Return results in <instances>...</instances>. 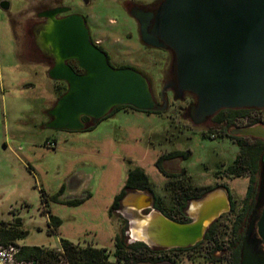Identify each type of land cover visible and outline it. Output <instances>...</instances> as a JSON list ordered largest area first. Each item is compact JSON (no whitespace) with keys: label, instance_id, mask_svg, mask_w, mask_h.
<instances>
[{"label":"rangeland","instance_id":"obj_1","mask_svg":"<svg viewBox=\"0 0 264 264\" xmlns=\"http://www.w3.org/2000/svg\"><path fill=\"white\" fill-rule=\"evenodd\" d=\"M10 1L8 10L0 7V231L18 236L8 243L59 249L61 237H66L82 246L106 247L115 260L116 234L126 225L127 241L138 240L131 235V208L147 202H139L144 193L131 191L122 199L121 208L110 214L114 198L126 182L130 160L132 168L140 166L147 172L167 209L182 185L212 186L210 196H224L222 184H227L234 212L240 210L248 178L225 173L240 150L234 138L224 135L231 127L217 117L195 119L197 96L181 93L170 84L174 54L144 45L138 22L129 12L134 4L162 0ZM59 2L86 15L94 39L109 50L113 66L140 65L134 68L149 79L158 104L166 103L158 110L161 113L122 106L91 130L47 125L49 110L67 81L50 76L51 65L43 60L36 31H32L43 20L38 13ZM25 28L30 31L25 33ZM86 124L95 122L91 119ZM176 149H191V155L165 160L166 169L177 174L168 177L157 168L156 160ZM63 185L60 199L89 197L80 205L42 200V187L53 196ZM189 202L192 210L186 206V211L193 216L203 211V202ZM47 209L63 220L58 232L49 233ZM157 211L140 210L143 215ZM228 216L221 220L232 219ZM136 217L140 218L138 213ZM179 264H200V260L183 258Z\"/></svg>","mask_w":264,"mask_h":264},{"label":"water","instance_id":"obj_2","mask_svg":"<svg viewBox=\"0 0 264 264\" xmlns=\"http://www.w3.org/2000/svg\"><path fill=\"white\" fill-rule=\"evenodd\" d=\"M66 10L56 7L42 13L49 17L43 44L56 58L49 74L68 83L49 110V127L82 130L87 126L83 116L98 123L120 105L157 111L166 107V103L158 104L144 74L133 67L112 65L107 52L92 41L83 15L57 17ZM157 18L162 42L153 43L174 50L180 91H190L198 98L193 109L197 121L226 107H264V0H164ZM69 59H76L84 71H76ZM261 130L264 127L250 126L241 133L260 136ZM134 192L148 196L143 206L131 211L144 220L152 244H193L225 209L183 223L162 211L141 214V209L153 206V199L142 190ZM259 232L264 238V209Z\"/></svg>","mask_w":264,"mask_h":264},{"label":"trees","instance_id":"obj_3","mask_svg":"<svg viewBox=\"0 0 264 264\" xmlns=\"http://www.w3.org/2000/svg\"><path fill=\"white\" fill-rule=\"evenodd\" d=\"M61 90L60 95L68 89V83ZM122 106L131 105H120L112 109L113 114L117 108ZM133 107V106H131ZM134 109H137L133 107ZM140 110V109H137ZM155 111L157 110H145ZM245 112L241 109H221L218 113L219 121L231 123L234 120L243 115ZM106 116V117H107ZM105 117V118H106ZM104 119V118H103ZM102 119V120H103ZM87 122V120H85ZM97 124H89L84 130H91L96 127ZM235 142L238 144L240 150L236 159L225 168V173L231 177H241L247 174L251 175L249 189L244 198L243 205L241 206L238 220H245L248 213L254 206L257 199V174L259 173L262 158L264 155V139L254 138L249 140L248 137H236L232 136ZM191 155V149L187 150H173L161 154L156 160L157 168L166 176L173 177L177 174L169 172L165 167V160L170 158H181L188 159ZM129 163L132 165V161ZM128 171V176L125 184L121 190L116 194L114 201L110 208V214L113 215L114 211L121 208L122 199L131 191L144 190L149 191L154 196V206L162 211L167 216H172L174 212L180 216L185 217V208L188 202L192 199H198L204 196L207 192L213 189L212 186L205 188H193L189 185H182L181 191L176 193L174 197V203L170 208H166L162 204V199L156 193L153 183L150 180L147 172L140 166L131 167ZM172 184V183H171ZM226 186V184H222ZM65 191V185H63L60 191L53 196H50L45 188H41V196L44 202L50 200L55 202H61L69 205H80L86 201L89 196L60 199L59 196ZM235 206V205H234ZM235 208V207H234ZM48 212V225L49 233L58 232L63 220L60 216L54 214L52 210L47 209ZM127 226L121 228L114 238L115 251L113 256L115 260H111V254L107 251L106 247H97L93 245L82 246L79 242L75 243L72 240L61 237V248H49L40 245H23L19 256L27 260H33L37 264H162L163 262L169 261L172 264H179V261L173 259L167 250L157 249L151 247L148 243L137 240L134 242H128L126 236ZM216 233L210 231L206 234L207 238H215ZM15 235L10 234L8 231H0V241H4L5 244H9V241L16 239ZM11 243V242H10Z\"/></svg>","mask_w":264,"mask_h":264},{"label":"flooded vegetation","instance_id":"obj_4","mask_svg":"<svg viewBox=\"0 0 264 264\" xmlns=\"http://www.w3.org/2000/svg\"><path fill=\"white\" fill-rule=\"evenodd\" d=\"M163 1L164 0H162L160 3L134 4L130 8L129 12L131 16L134 17L135 20L138 22L140 37L144 45L149 46L151 48H163L166 51L168 50L174 54L175 57L174 66H173L174 78L171 80L170 84H172L174 89L180 91L177 82L176 54L174 50L169 46H160V45L158 46L153 43L157 41V39L162 42V39L158 32L157 16ZM10 6H11L10 0H0V7H2L3 9L8 10ZM56 7H68V10L57 14L58 18L67 16L72 13H78L72 11L71 6L60 4V2L54 6H49L38 13V16L40 18H43V20H41L38 23V26L33 28L32 32L36 31L39 42L38 48L43 56V60H46L51 65V68L54 66L56 58L43 44L42 32L45 29V26L49 22V17L46 15H42V13ZM79 14L83 15V17L86 20V23L91 33L92 41L107 52L110 62L113 63L109 50H107L102 44H100L99 41H96L94 39L93 31L91 29V26L89 25L86 15L82 13ZM29 31H30L29 28L28 29L25 28V33H28ZM67 62L71 66H73L76 71L80 73L84 71L76 59H69ZM119 66L120 67L128 66V67L137 68V66L140 65L128 63V64H120ZM180 92L188 93L190 91H180ZM194 95L196 96V94ZM236 108L243 110L245 113L237 117L234 120V122L231 123L226 122L231 128L227 133L225 132L224 135H228L229 137L236 136V137H253V138L264 139L263 136L264 130L260 131L261 134L260 136L244 135L241 133V130L246 127H250V126L264 127V107L260 108V107L250 106V107H236ZM236 108L226 107L225 109H236ZM220 110L208 116L205 120L213 117H217L216 119L218 122H223V121H219L218 113ZM91 119L92 118L89 116H83L84 121L87 120L88 122ZM257 175H258L257 199L245 220L240 221L237 219L240 211L234 212L235 203L232 196L233 194L230 187L226 184V186H224V193L226 199H221L208 204L206 208L203 211H201L199 215H197L198 217H203L214 213L215 211H217L218 208H222V207L225 208L223 211H221V213L217 217H215L207 225L204 231V235L201 239H199L197 242L193 244H189L185 246H178V245L169 246L164 244L162 241H160V244L158 243L153 245L157 246L156 247L157 249L167 250L168 254L177 261H180L183 258H189L192 260L199 259L200 264H264V238H262L259 232V219L264 209V155L262 158V163L259 173ZM244 176L248 178V185L246 189V194H247L251 175L247 174ZM144 192L152 196L153 206L149 208L155 209L156 207L154 206L153 194L150 193L149 191H144ZM208 194L209 193L207 192L205 196H202L201 198H198L196 200L199 201L200 199L206 197V195ZM189 203L190 202H188L187 205L188 208H189ZM186 208H185V217L175 213H173V215L169 217L183 223L193 221L195 216L187 212ZM231 214L233 215L232 217ZM226 216L232 219L230 220L227 219L224 221L221 220L222 217H226ZM132 222H133V226H135L136 223L133 220ZM213 229H214V233H216L217 236H215V238L213 239L207 238L206 234L210 231H213ZM170 242H172V238ZM169 263L172 264L171 262Z\"/></svg>","mask_w":264,"mask_h":264},{"label":"built area","instance_id":"obj_5","mask_svg":"<svg viewBox=\"0 0 264 264\" xmlns=\"http://www.w3.org/2000/svg\"><path fill=\"white\" fill-rule=\"evenodd\" d=\"M21 246L14 243L0 242V264H37L19 256Z\"/></svg>","mask_w":264,"mask_h":264},{"label":"bare ground","instance_id":"obj_6","mask_svg":"<svg viewBox=\"0 0 264 264\" xmlns=\"http://www.w3.org/2000/svg\"><path fill=\"white\" fill-rule=\"evenodd\" d=\"M139 202H142V201L140 200ZM138 204L140 205V203ZM139 205H137V207ZM132 220L136 223V225L133 226L131 229L132 237L135 239H143L149 242L147 233L145 232V229H144V225H145L144 220H142L141 218L137 219L136 214H133V213H132ZM149 243L152 244L151 242Z\"/></svg>","mask_w":264,"mask_h":264},{"label":"crops","instance_id":"obj_7","mask_svg":"<svg viewBox=\"0 0 264 264\" xmlns=\"http://www.w3.org/2000/svg\"><path fill=\"white\" fill-rule=\"evenodd\" d=\"M148 199V196L146 194H143L140 196V200L143 201L144 203L146 202V200ZM221 199H226V196H219V195H211L208 200L206 202H203L202 203V209L204 210L206 208V206L214 201H218V200H221Z\"/></svg>","mask_w":264,"mask_h":264}]
</instances>
